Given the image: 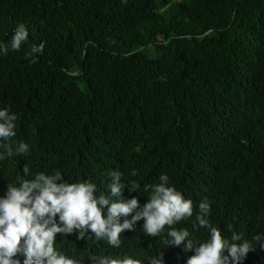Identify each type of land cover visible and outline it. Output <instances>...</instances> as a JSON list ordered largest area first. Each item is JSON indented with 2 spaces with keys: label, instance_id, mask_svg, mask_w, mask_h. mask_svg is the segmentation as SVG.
Masks as SVG:
<instances>
[{
  "label": "trees",
  "instance_id": "obj_1",
  "mask_svg": "<svg viewBox=\"0 0 264 264\" xmlns=\"http://www.w3.org/2000/svg\"><path fill=\"white\" fill-rule=\"evenodd\" d=\"M21 24L27 42L0 55V108L18 116L14 153L20 141L30 151L0 160V196L59 171L111 199L108 173L119 171L139 186L124 198L142 207L144 186L167 174L195 208L176 228L206 241L196 213L207 197L225 238L252 241L241 264H264V235L253 240L264 234V0H0V43ZM40 43L30 63L25 52ZM142 225L119 248L78 232L55 247L80 264L107 255L148 264L161 252L164 264H186L194 254L166 246L167 228L151 237Z\"/></svg>",
  "mask_w": 264,
  "mask_h": 264
},
{
  "label": "clouds",
  "instance_id": "obj_2",
  "mask_svg": "<svg viewBox=\"0 0 264 264\" xmlns=\"http://www.w3.org/2000/svg\"><path fill=\"white\" fill-rule=\"evenodd\" d=\"M28 40V32L23 24L15 29L8 44L0 43V55L9 50L19 51ZM44 44L33 45L25 52L30 63H36V56L42 54ZM18 116L9 108H0V160L13 154L25 155L30 151L29 144L20 141L13 151V138L16 137ZM27 165L23 173L28 176ZM110 197L97 195V186L89 180L68 182L61 172L52 174L37 172L29 179L21 178L19 183H8L5 195L0 196V264H80L55 247L58 235L78 232V239L91 233L98 240H105L119 248L121 235L134 231L137 222L143 220V233L158 237L167 231L166 246L174 245L194 254L187 257L186 264H241L249 251H254L252 241L244 240L241 234L233 231L231 238L209 222L210 203L207 197L198 204L196 222L210 230L206 241H194L187 228L175 225L193 216L195 208L191 199H186L181 191L170 184L167 174L159 176V183L145 185L150 192L147 202L141 207L136 196L124 198L125 187L138 191V185L129 186L122 182V173L109 172ZM135 175V172H133ZM58 217V219H57ZM121 217H124L121 222ZM128 217H131L130 219ZM264 234H257L253 240L260 241ZM264 248V243H260ZM148 264H164L163 253L147 257ZM93 264H144L141 259L125 255L123 258L112 255L94 258Z\"/></svg>",
  "mask_w": 264,
  "mask_h": 264
}]
</instances>
